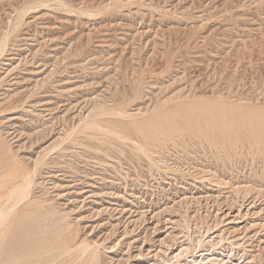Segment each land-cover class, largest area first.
I'll use <instances>...</instances> for the list:
<instances>
[{
	"label": "rangeland",
	"instance_id": "rangeland-1",
	"mask_svg": "<svg viewBox=\"0 0 264 264\" xmlns=\"http://www.w3.org/2000/svg\"><path fill=\"white\" fill-rule=\"evenodd\" d=\"M0 217V264H264V0H0Z\"/></svg>",
	"mask_w": 264,
	"mask_h": 264
},
{
	"label": "bare ground",
	"instance_id": "bare-ground-1",
	"mask_svg": "<svg viewBox=\"0 0 264 264\" xmlns=\"http://www.w3.org/2000/svg\"><path fill=\"white\" fill-rule=\"evenodd\" d=\"M2 45H3V44H2ZM38 163H39V162H38ZM25 186H26V185H25ZM29 186H31V185L29 184ZM29 186H27V187H29ZM19 188H20V187H19ZM21 189H22V188H21ZM10 193H11V192H10ZM12 196H13V195H12ZM19 198H20V197H19ZM22 198H23V197H22ZM24 199H25V198H24ZM8 200H9V199H8ZM19 202H20V200H19ZM19 202H18V203H19ZM4 205H5V204H4ZM14 205H15V204H14ZM16 205H17V204H16ZM12 207L14 208L15 206H12ZM9 210L11 211L12 208H10ZM6 213H7V212H6ZM3 214H4V213H3ZM1 217H2V216H1ZM1 217H0V218H1ZM3 217H4V216H3ZM3 217H2V218H3ZM91 245H92V244H91ZM86 250H87V249H86ZM84 253H85V252H84ZM180 253H181V252H180ZM179 255H180V254H179ZM94 258H95V256H94ZM165 261H166V260H165ZM170 261H171V260H170ZM93 262H94V261H93ZM163 262H164V261H163ZM94 263H95V262H94ZM152 264H153V263H152ZM156 264H157V263H156ZM160 264H161V263H160ZM162 264H163V263H162Z\"/></svg>",
	"mask_w": 264,
	"mask_h": 264
}]
</instances>
